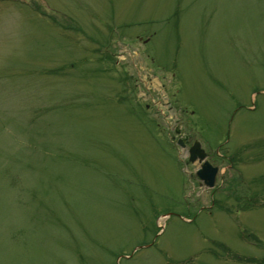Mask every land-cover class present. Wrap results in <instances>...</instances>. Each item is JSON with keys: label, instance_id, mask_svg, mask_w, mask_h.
Masks as SVG:
<instances>
[{"label": "rangeland", "instance_id": "rangeland-1", "mask_svg": "<svg viewBox=\"0 0 264 264\" xmlns=\"http://www.w3.org/2000/svg\"><path fill=\"white\" fill-rule=\"evenodd\" d=\"M0 264H264V0H0Z\"/></svg>", "mask_w": 264, "mask_h": 264}, {"label": "water", "instance_id": "water-1", "mask_svg": "<svg viewBox=\"0 0 264 264\" xmlns=\"http://www.w3.org/2000/svg\"><path fill=\"white\" fill-rule=\"evenodd\" d=\"M205 153L200 147L198 141H194L189 147V160L193 161L197 158L198 162H201L200 167L197 169V176L202 179L207 185H212L216 167L211 166L207 160H204Z\"/></svg>", "mask_w": 264, "mask_h": 264}, {"label": "flooded vegetation", "instance_id": "flooded-vegetation-1", "mask_svg": "<svg viewBox=\"0 0 264 264\" xmlns=\"http://www.w3.org/2000/svg\"><path fill=\"white\" fill-rule=\"evenodd\" d=\"M177 132H178V131H177ZM182 140H183V141H182V144H183L184 149L188 151V148H189V146H190V144H191V135H183V139H182ZM180 141H181V140H180ZM218 148H219V147H217V149L215 150V153H217ZM207 156H209L208 153H207ZM213 188H215V186H214ZM213 188H210V190L213 189Z\"/></svg>", "mask_w": 264, "mask_h": 264}]
</instances>
